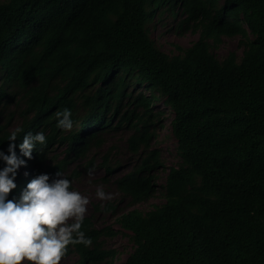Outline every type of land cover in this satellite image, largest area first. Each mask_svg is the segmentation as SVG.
Returning a JSON list of instances; mask_svg holds the SVG:
<instances>
[{"label": "trees", "instance_id": "16d2710c", "mask_svg": "<svg viewBox=\"0 0 264 264\" xmlns=\"http://www.w3.org/2000/svg\"><path fill=\"white\" fill-rule=\"evenodd\" d=\"M165 7L180 9L179 27L199 32L173 54L150 34L155 9ZM223 35L239 36L240 56L217 57ZM133 78L172 107L180 162L166 173L163 202L118 216L134 243L118 264H264V0H0V150L9 154L10 133L23 129L15 151L29 170H17L8 198L18 199L39 174L59 171L72 187L79 171H68L70 164L122 124L131 128L136 159L114 182L134 201L150 197L163 161L151 145V114L142 116L149 98H135L142 114L126 106ZM65 109L71 130L57 126ZM26 133L47 140L31 159L19 149ZM55 146L64 154L48 161ZM102 165L116 169L107 155ZM82 231L91 245H69L65 255L112 264L115 250L103 238L116 230L85 215Z\"/></svg>", "mask_w": 264, "mask_h": 264}, {"label": "rangeland", "instance_id": "374dc122", "mask_svg": "<svg viewBox=\"0 0 264 264\" xmlns=\"http://www.w3.org/2000/svg\"><path fill=\"white\" fill-rule=\"evenodd\" d=\"M182 17L183 14L178 7L173 9L158 8L155 9L149 23L151 36L162 50L170 54L179 51L176 45L189 46L199 36V32L179 27ZM213 51L220 59L224 58L230 51H235L240 56L242 46L239 45V36H221V41L213 47ZM126 93L129 95V103L124 102L126 106L141 114L145 106L135 98L138 95L149 98L150 111L145 115L142 114V116L146 117L151 114L149 117L150 127L153 131L151 145L159 149L163 161V167L156 173V186L152 195L144 200L134 201L129 196L122 195L114 182L116 175L126 171L136 159L127 145V137L131 133V128L124 124L107 129L104 132L102 146L91 149L86 157L74 161L68 167V171H79L78 176L72 182V189L88 198L89 204L86 206L85 215H92L97 227L109 225L116 230L113 235L103 238L104 247L115 250L112 264L124 261L134 248L130 231L120 226L117 221L118 216L132 208L147 211L153 208L155 204L163 202L165 200L166 173L171 166L178 165L180 162V157L176 152V139L171 130L174 111L166 102V97L157 90H151L144 84L138 83L134 78L129 82ZM13 108L7 104L5 111H11ZM18 121V118H15L13 123ZM63 154V148L55 146L48 152L47 160L53 162ZM106 155L107 161L116 167L112 173H106L105 167L102 165ZM18 171H22L24 174L29 170L20 166ZM98 190H102L110 198L100 199L97 196ZM108 202H112L114 208L104 209ZM96 204H98V208H95ZM60 264H82V262L77 253L71 252L62 257Z\"/></svg>", "mask_w": 264, "mask_h": 264}, {"label": "clouds", "instance_id": "9594fccd", "mask_svg": "<svg viewBox=\"0 0 264 264\" xmlns=\"http://www.w3.org/2000/svg\"><path fill=\"white\" fill-rule=\"evenodd\" d=\"M57 126L71 130V112H58ZM23 129L11 132L8 153L0 150V264H60L69 245L90 246L92 241L82 231L89 200L71 187V181L57 171L56 178L39 174L27 183L18 199H9L17 187V170L26 161L16 155L15 141ZM43 133H26L19 144L21 153L28 159L39 145H46ZM100 199L110 198L102 190Z\"/></svg>", "mask_w": 264, "mask_h": 264}]
</instances>
